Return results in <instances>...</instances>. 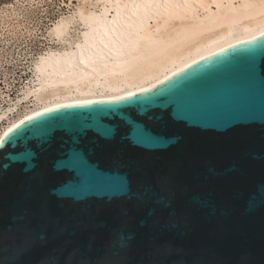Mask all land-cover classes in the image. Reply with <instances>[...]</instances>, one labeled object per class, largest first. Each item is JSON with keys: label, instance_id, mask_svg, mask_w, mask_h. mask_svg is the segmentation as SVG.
<instances>
[{"label": "water", "instance_id": "water-1", "mask_svg": "<svg viewBox=\"0 0 264 264\" xmlns=\"http://www.w3.org/2000/svg\"><path fill=\"white\" fill-rule=\"evenodd\" d=\"M153 85L146 88L148 92L134 93L144 100L158 93L182 91L190 102L188 118L174 119L175 106L169 104L163 110H150L151 115H162V120L148 121L134 110H125V101L104 98L87 100L92 103L60 104L65 107L57 105L22 121L36 127L46 120L75 117L85 123L94 118L117 126L111 141L91 129L81 140L82 146L94 149L92 159L99 160L101 167L110 166L118 153L131 161L158 158L152 160L156 166L175 163L180 185L175 192L176 205H187L190 210L187 235H179L185 231L183 223L179 229L166 228L170 223L168 211L153 203L137 207L135 201L127 202L128 216L120 218L118 202L107 205L103 199L92 198L90 216H81L59 209V201L50 197L53 217H59L61 226L67 222L68 231L53 238L58 227L50 224L46 242L37 241L25 250L19 231L22 222L13 217L25 207L36 209L38 202L25 200L21 188L26 179L24 164L17 163L0 175V264H191L203 248L213 250L214 264H264V36L259 34L255 39L241 40L207 54ZM123 97L133 100L128 94ZM112 109L143 123L154 135L176 138V143L166 149L146 150L129 141L121 142L120 137L128 128L119 114H111ZM55 135L65 134L57 131ZM93 139L98 146L90 143ZM32 147L37 153L33 160L35 171L46 173L42 189L46 191L64 174L52 171L53 153L41 152L34 144ZM139 176L136 173L133 179ZM194 195L209 200L215 213L189 204ZM250 201L255 206L250 207ZM150 208H156L153 216L148 215ZM73 215L75 220L67 219ZM121 220L126 221L127 230L135 238L121 257H106L109 228ZM101 222L107 227H100ZM32 224L36 225L37 220H32ZM92 236L95 240L89 250ZM153 237L157 238L156 244H150ZM164 242H171V250L158 246Z\"/></svg>", "mask_w": 264, "mask_h": 264}, {"label": "bare ground", "instance_id": "bare-ground-1", "mask_svg": "<svg viewBox=\"0 0 264 264\" xmlns=\"http://www.w3.org/2000/svg\"><path fill=\"white\" fill-rule=\"evenodd\" d=\"M74 1L63 0L73 9L48 30L59 47L40 54L18 99L29 108L0 136L60 104L147 88L190 62L264 32V0H77L71 7ZM6 6L13 10L2 11L0 29L20 36L34 35L36 25L51 15L43 8L34 22L13 2Z\"/></svg>", "mask_w": 264, "mask_h": 264}, {"label": "snow or ice", "instance_id": "snow-or-ice-1", "mask_svg": "<svg viewBox=\"0 0 264 264\" xmlns=\"http://www.w3.org/2000/svg\"><path fill=\"white\" fill-rule=\"evenodd\" d=\"M264 36V32L260 34ZM255 39V37H253ZM155 87V85H153ZM140 92H148L146 88L139 89ZM129 97L133 100L127 101L125 97H112L114 100L125 101V110H134L141 117L148 121H160L162 115H151L150 110H163L169 104L174 105L173 118L187 119L189 115V100L182 91H177L169 95L158 93L155 97L140 100L136 93L129 92ZM83 103H92V101H83ZM58 107H65L58 105ZM45 111H51L46 109ZM112 115L119 114L125 122L128 131L121 135L120 140L129 141L134 146L142 147L146 150L166 149L169 144L176 143V138L165 139L163 136L154 135L146 129L143 123H137L135 120L123 114V111L117 112L110 110ZM37 115H40L37 113ZM109 115V113H105ZM26 119L31 120V117ZM264 122V120H262ZM24 125V127H21ZM91 129L98 133L106 141H111L116 133L117 126L103 124L100 120L93 118L91 123H85L75 117H58L53 120H46L36 127L25 125L24 121L20 124H14L3 132L0 136V175H3L12 165L17 163L24 164L22 171L26 174V179L21 188L24 190L25 200H36L37 207L34 210L25 207L18 216L13 219H19L22 223L19 225V231L22 233L21 246L27 249L39 242H46L47 228L51 224L58 227V232L54 233L53 238L58 234L68 231L67 222L59 225V217H53L50 197H55L59 201L57 207L63 210H71L81 216H90L92 198L103 199L107 205L118 202L119 217L128 216L127 202L135 201L137 207H142L147 203H153L163 210L168 211L170 223L165 225L169 230L179 229L181 223L185 226V231L179 232V235H187L191 216L187 205L178 207L176 205L175 192L180 185L178 184V168L175 163H165L159 166L153 165L154 157H144L140 161L124 160L119 153L112 158L110 166L101 167L99 160H93L94 149L82 146L81 140L86 136L87 131ZM57 131L65 135L57 137ZM91 144L98 146V141L93 139ZM39 148L41 152H51L55 159L52 163V171L63 173L64 176L54 187L42 191L46 183V173L35 171L37 165L33 163L37 153L32 145ZM20 151H17V149ZM214 172V169H209ZM32 173L31 175H28ZM139 173L137 179H133L134 174ZM187 191V186H184ZM264 190V189H262ZM189 204H195L200 209H206L210 214L215 213V207L212 203L201 198L199 195L191 197ZM249 206H255L252 201ZM156 208H150L149 216H153ZM67 219L75 220L76 215ZM32 220H37L33 225ZM144 221H141L143 226ZM100 227H107L101 222ZM86 227V225H85ZM37 229L39 234L37 235ZM75 234V229H73ZM135 238V234L127 230L126 221L121 222L109 228V239L105 245V256L109 258L121 257L126 251L130 242ZM95 236L90 237L89 250ZM157 238L153 237L150 244H156ZM159 247L171 250V242H164ZM183 251V249H177ZM244 259V257H242ZM216 260L215 253L211 248H203L195 256L191 264H214Z\"/></svg>", "mask_w": 264, "mask_h": 264}, {"label": "built area", "instance_id": "built-area-1", "mask_svg": "<svg viewBox=\"0 0 264 264\" xmlns=\"http://www.w3.org/2000/svg\"><path fill=\"white\" fill-rule=\"evenodd\" d=\"M10 39L0 42V112L11 110L0 118V130L29 108L25 103L22 105L18 102V99L29 84L34 62L45 51L32 43L29 44L30 49H20L22 45L31 42L25 39L17 42L18 46L15 45L16 50H13V41L9 42Z\"/></svg>", "mask_w": 264, "mask_h": 264}, {"label": "rangeland", "instance_id": "rangeland-1", "mask_svg": "<svg viewBox=\"0 0 264 264\" xmlns=\"http://www.w3.org/2000/svg\"><path fill=\"white\" fill-rule=\"evenodd\" d=\"M36 1L37 0L35 1L34 0H0V17H2L1 16L2 11L6 10L7 12L10 13L13 10L11 6H6V4H8L9 2H13L15 5L14 8L30 16V19L33 20L34 22L38 21L36 20V17L40 15L43 8H45L46 10H49L51 14L47 18L46 21H43L42 23L38 22L39 24L36 25L37 31L36 33H34V35H28L25 37V36H20L19 33L12 34V30H11V33H9L8 30L6 29L5 30L0 29V42L11 38L9 40V42L13 41L11 49L16 50V48L14 49L15 45H17L16 43L17 42L20 43L21 41L25 39L28 42L29 41L31 42L25 45H22L20 49L28 50L31 47L29 44L32 43L38 49H45V51L42 52L41 54H44L47 50H49L50 47H59V45H56L53 39L49 37L48 30L53 24V21H55L61 14H64V13L69 14L73 8L69 9L67 6L62 5L63 0H52V1L44 0L43 2H39V3H42L43 6H36L37 4H39V3H36ZM76 3H77V0L74 1L71 7H74ZM31 6H35V7H31ZM1 33H3V35H1ZM30 82H31V79L29 83ZM21 103L23 105L24 103H28V102H21Z\"/></svg>", "mask_w": 264, "mask_h": 264}]
</instances>
